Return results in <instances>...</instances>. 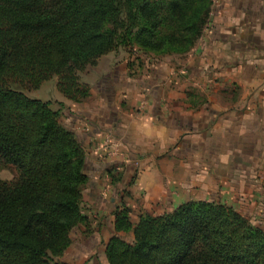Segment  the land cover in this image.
Returning <instances> with one entry per match:
<instances>
[{"label": "trees", "instance_id": "16d2710c", "mask_svg": "<svg viewBox=\"0 0 264 264\" xmlns=\"http://www.w3.org/2000/svg\"><path fill=\"white\" fill-rule=\"evenodd\" d=\"M212 9L213 0H0V160L19 175L0 184V264H67L73 231L89 221L87 153L60 120L65 105L25 89L56 78L79 102L89 95L81 76L121 48L185 57ZM113 215L108 264H264V230L224 204L191 201L135 226L126 205Z\"/></svg>", "mask_w": 264, "mask_h": 264}, {"label": "crops", "instance_id": "0c3cea01", "mask_svg": "<svg viewBox=\"0 0 264 264\" xmlns=\"http://www.w3.org/2000/svg\"><path fill=\"white\" fill-rule=\"evenodd\" d=\"M193 53L175 77L145 84L146 95L131 82L129 112L112 114L96 134L82 129L99 174L134 177L126 205L134 226L208 200L219 184L264 200L250 188L264 182V0H213Z\"/></svg>", "mask_w": 264, "mask_h": 264}, {"label": "rangeland", "instance_id": "374dc122", "mask_svg": "<svg viewBox=\"0 0 264 264\" xmlns=\"http://www.w3.org/2000/svg\"><path fill=\"white\" fill-rule=\"evenodd\" d=\"M193 52L194 49L185 57H157L153 53L145 54L138 48L128 51L121 48L117 52L99 59L97 66L88 68L81 76V83L87 85L89 95L79 102H72L58 92L56 78L45 82L39 89H25L27 96L50 102L55 109L59 108V103L65 105L60 120L78 137L89 159L87 161L89 181L84 190L83 204V214L89 219L88 226H82L73 231V242L61 259L63 262L67 264H85L88 262L108 264L105 247L110 239L116 235L113 227L115 222L113 212L118 206L129 204L130 199H132L129 190L131 184L128 182L134 177L128 176L124 183L119 170H114V173L110 172L113 179L99 174L90 162V155L92 158L94 154L92 149L88 148L87 137L81 133L82 129H86L88 134H96V130L100 125L102 126L103 121H108L114 117L111 116L112 114L120 115L129 112L130 104L127 101L132 83H136V87H139L137 90L140 91V94L143 92L146 95V91L142 90L145 84L158 81L162 77L165 79H168V76L175 77L179 74V70L184 69L186 65L188 66L190 57L194 55ZM135 169L136 166L133 167L131 174ZM18 178L16 168L0 160V184L12 185L17 182ZM245 186L239 185V188ZM226 187L228 185L219 184L218 194L214 193L205 201L231 207L251 223L264 230V200L244 199L242 192L235 191L232 193ZM250 188L251 194L253 192L259 193V191L264 190V182L251 184ZM260 203L263 209L260 207ZM140 213L142 212L136 208L131 210L133 222L137 221ZM117 236L127 242L133 241L132 232L127 234L120 232L117 233Z\"/></svg>", "mask_w": 264, "mask_h": 264}]
</instances>
